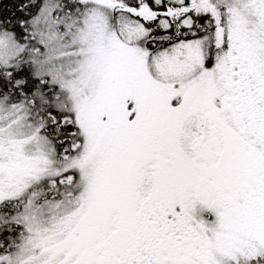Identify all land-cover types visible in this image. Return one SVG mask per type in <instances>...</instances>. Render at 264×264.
<instances>
[{
  "label": "snow or ice",
  "instance_id": "snow-or-ice-1",
  "mask_svg": "<svg viewBox=\"0 0 264 264\" xmlns=\"http://www.w3.org/2000/svg\"><path fill=\"white\" fill-rule=\"evenodd\" d=\"M0 264H264V0H0Z\"/></svg>",
  "mask_w": 264,
  "mask_h": 264
}]
</instances>
